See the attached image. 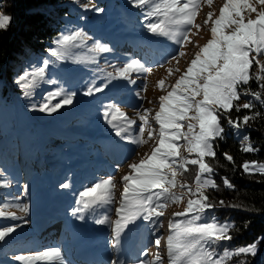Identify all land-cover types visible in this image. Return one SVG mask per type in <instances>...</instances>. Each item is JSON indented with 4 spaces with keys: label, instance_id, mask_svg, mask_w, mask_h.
Masks as SVG:
<instances>
[{
    "label": "rangeland",
    "instance_id": "1",
    "mask_svg": "<svg viewBox=\"0 0 264 264\" xmlns=\"http://www.w3.org/2000/svg\"><path fill=\"white\" fill-rule=\"evenodd\" d=\"M184 2L185 0H180L181 5ZM223 4L224 0H211V3L208 0L203 2L199 0L194 24H199L200 28L191 27L188 32L190 42L184 43V46L187 43L184 55H179L164 68H162L164 60L172 54V50L176 51L180 48L175 42L173 33L178 35V29L183 26L169 24L167 25L168 36L154 35L143 26L141 10L132 7L128 0H58L55 5L47 8V12L53 19L52 23L61 24L52 41L62 33L75 29H83L93 37V40L87 42L88 47L71 48L70 59L50 64L45 79L39 81L38 86L32 90L31 97L25 98L14 80L25 70L32 71L42 66L44 60H54L46 51L53 46L52 41H49L47 47L37 54L27 52L26 57L18 63L12 77L7 79L8 81L0 80V211L5 213V217L20 216L27 220V223H24L23 220L9 221L0 218V223L21 225L11 238L0 242V264H13V255H29L48 248L60 249L64 264H77L73 259L75 248L71 232L67 231L66 234L63 232L61 235L63 238H58L57 233L56 236L54 234L55 238H51L52 233L45 235L42 221L49 215L48 213H52V216L57 215L56 222L62 223L64 227L72 225L75 234L80 237L84 238L88 235L92 238L91 234L96 235L99 249L101 250L104 246L109 250V259L105 260L104 264H113L115 252L111 250V244L114 241L116 245L113 211L119 205L117 190L121 186L120 177L130 171L128 164L139 162L140 159L145 158V154H151L157 142H153L155 133L149 139L147 129L153 130L152 119L157 107L155 102L157 103L160 96L167 95L172 90L177 75L186 70L195 57V53L207 43L210 37L208 30L211 27V20L207 25L204 21L208 19L210 12L213 18ZM84 5L87 7L85 8ZM93 8L102 11H94ZM65 12H68V15H62ZM0 14H3L1 8ZM245 17L249 18L247 13ZM250 18H255V13H252ZM96 40L109 45L111 51L107 53L89 51ZM133 59L140 61L151 71L132 72L131 79L136 83L132 84L131 90H125L130 84L128 81L115 79L102 93H95L93 96L81 94L84 89L93 84L97 86L102 84L109 73L115 75L118 68H123ZM156 61L158 64H155ZM256 71L255 68L254 74ZM49 80H54L56 83L50 84ZM159 81L164 82L163 87H158ZM3 85H6L4 90ZM255 85L257 88L256 80ZM56 88L76 92L74 103L62 107L57 113L51 115L29 111L30 104H39L46 92ZM258 89L264 97V92ZM247 98L250 96H242L243 101L240 104L248 101ZM108 104L115 105L128 119L135 121L132 126L134 135L139 134L138 125L143 122L138 118L147 109L148 125L143 134V139L147 142L136 145L116 137L101 115ZM193 114L189 113V115ZM136 117L138 118L135 119ZM259 118L256 116L252 120L253 126ZM183 122L182 130L186 133L188 128L185 122L188 120L181 123ZM190 122L197 123L194 120ZM250 123L248 127L251 126ZM182 143L185 144V141ZM117 151L119 158L115 157L116 153L113 154ZM180 152L185 160L196 158L195 153H189L183 145L180 146ZM186 152L188 155L184 157ZM190 165L192 164L187 165V171ZM192 166L199 170L198 165ZM44 170L50 172L47 178L45 175L42 177L39 175ZM185 172L183 169L178 170L177 187L170 191L181 199L178 202L167 201L163 208L164 214L159 218L163 227L156 228L141 217L128 224L119 233V244H121L116 251L126 239L136 235L137 239L130 245L142 243L139 251L147 253L143 258H138L137 254L131 255L128 252L130 249H126L118 259L123 264L125 262L138 264V261L142 259L152 260L153 254L157 251L161 254L159 264H168L165 247L169 235L167 224L173 219V213L183 211L189 198L187 191L181 189L179 185L187 183L192 190L197 185L196 174L191 184L186 180ZM109 176H114L117 183V187L112 189V203L97 205L87 210L83 213L84 220H78L71 215L72 209L76 206L77 193L85 186H91L94 182L107 179ZM62 183H69L71 187L62 189L60 187ZM25 185L28 186L27 195L23 194ZM15 197L20 199L15 200ZM18 204H27V213L17 207ZM211 215L208 211L202 222H211ZM105 216L109 217L108 222L103 225L95 223L96 219H102ZM157 234L162 239L160 245L162 247L158 250L154 239L145 243ZM35 264H47V262L37 261Z\"/></svg>",
    "mask_w": 264,
    "mask_h": 264
},
{
    "label": "snow or ice",
    "instance_id": "2",
    "mask_svg": "<svg viewBox=\"0 0 264 264\" xmlns=\"http://www.w3.org/2000/svg\"><path fill=\"white\" fill-rule=\"evenodd\" d=\"M129 4L141 10L143 15V26L145 29L157 36H168L167 25L173 24L183 26L178 29L179 34L173 33L175 42L183 48L185 41H189L188 32L191 27L200 28L199 24H194L196 12L199 7V0H185L181 5L180 0H128ZM211 3V0H208ZM259 6V7H258ZM86 8L87 5H84ZM94 11H102L93 8ZM245 13L249 18L245 17ZM255 13V18H250ZM213 14L208 13V19L204 21L207 25L211 20V39L207 41L195 57L191 60L186 70L176 80L172 90L159 97V111L155 113L153 119L159 125V138L152 148L151 154H145V158L139 162L128 164L130 171L120 177L123 183V191L119 194V207L116 208V215L121 219L114 222L116 246L119 244V233L141 218L148 221L156 228L163 227L160 217L163 216V208L167 201L178 202L181 197L171 192L177 187L176 177L178 170L187 171V165H198L196 173L197 188L195 191L187 183H181L179 187L187 191L189 198L183 211L173 213V219L168 221L167 228L169 235L166 240L168 264H226V261L233 256L257 255L258 243L264 240L259 237L246 246L237 248H224L222 253H218L216 246L222 241H231V225L227 222L218 223L215 217L211 222L204 221L205 214L210 210H215L218 206L224 207L225 202L218 204L209 202V197L204 194L205 188H216L217 184L211 178L214 169L206 162V157H215L214 141L223 138L224 128L222 121L226 120L229 127L239 130L242 126H247L251 119L259 116L244 115L233 118V109L237 113L241 109L251 110L254 107V100L264 103L261 92L252 91L250 88L244 92L238 91L241 85H248L253 78L258 87L264 92V0H224L223 6L219 10V15L213 19ZM155 17V20L153 18ZM11 16L0 14V30H6L11 22ZM93 40L83 29H75L62 33L52 41V47L46 49L54 60H44L42 66L34 68L32 71L25 70L23 74L17 76L14 83L21 90L25 97L33 95V89L38 86L39 81L44 80L50 64L63 62L71 57V48L88 47V41ZM190 42V41H189ZM89 51L107 53L111 51L109 45L94 41ZM179 55H184L179 52ZM175 59V56L172 57ZM78 63V61H75ZM257 71L253 75L252 68ZM150 68L145 67L138 60H131L123 68H118L116 74H108L107 79L100 85L93 84L81 93L85 96H93L95 93H102L112 80H126L130 84L136 81L131 79L132 72H149ZM48 83L55 84L56 81L49 80ZM164 82L159 81L158 87H163ZM76 92L66 91L63 88H56L43 95L39 104L32 103L29 111L51 115L57 113L62 107L74 103ZM242 96H250L243 104L235 103ZM201 97V99H196ZM55 101V102H54ZM194 113L189 115V113ZM148 110H144V115H140L143 122L139 126V134L134 135L132 126L135 121L119 111L113 104H108L102 112V118L113 130L116 137L130 144H144L143 134L148 125ZM139 115V113H138ZM196 121V124L188 123V131L182 132L184 127L182 121ZM194 129H198L194 131ZM149 139L153 137L154 130L147 129ZM185 141L186 151L195 153L196 158L185 160L179 156L178 141ZM248 140L247 135L244 136ZM243 151H257L251 144L242 149ZM225 158L232 162L233 158L227 153ZM245 173L260 172L264 174V164L245 161L242 165ZM223 183L227 188L234 185L225 177ZM62 189L70 188L69 183H62ZM117 187L114 176L94 182L91 186H85L77 193L75 207L71 215L78 220H84L87 210L97 205L112 203V189ZM28 186H24L23 194L27 195ZM19 200V197H15ZM236 207L235 205H228ZM22 211L27 213V204H18ZM155 217V219H154ZM179 217V219H177ZM0 218L9 221L23 220L24 217H5V213L0 211ZM109 217L96 219L97 225L108 222ZM21 225L0 223V242L6 241L19 229ZM155 234V233H154ZM155 246L159 249L162 239L156 237ZM146 256V252L141 253ZM152 260L142 259L138 264H159L161 257L159 252L153 254ZM13 264H35L37 261H44L47 264H64V257L58 248H48L37 251L29 255H13ZM113 264H123L117 260ZM240 264H247L242 260Z\"/></svg>",
    "mask_w": 264,
    "mask_h": 264
},
{
    "label": "trees",
    "instance_id": "3",
    "mask_svg": "<svg viewBox=\"0 0 264 264\" xmlns=\"http://www.w3.org/2000/svg\"><path fill=\"white\" fill-rule=\"evenodd\" d=\"M56 2L58 0H0L2 13L12 18L8 28L0 30V80L12 77L27 52L37 54L52 41L61 24L52 23L53 19L47 8ZM62 15H68V12ZM174 51L172 50V54ZM252 83L250 80L248 85H241L240 88H251ZM5 87L6 85H3L2 89ZM255 113H260V118L254 126L252 120L255 118L249 121L251 126L248 135L257 151H243L225 128L223 138H217L213 142L216 156L205 158L214 169L211 178L217 187L205 189L204 194L209 197L211 203L218 204L221 200L225 202L224 207L218 206L215 210H210L211 216H214L216 221H227L231 225L232 240L220 242L216 246L218 253H222L224 248L246 246L257 241L259 237H264V174L258 171L245 173L242 168L245 161L264 164V108L254 106L251 110L241 109L239 113L233 109L231 115L236 118L244 115L254 116ZM225 153L233 158L232 162L225 158ZM188 169L184 176L192 184L197 169L192 165ZM49 174V170L39 173L40 177L45 175L46 178ZM225 177L234 185L233 188L224 185ZM242 260L247 261V264H264V240L259 241L255 257L250 254L233 256L226 264H240Z\"/></svg>",
    "mask_w": 264,
    "mask_h": 264
},
{
    "label": "bare ground",
    "instance_id": "4",
    "mask_svg": "<svg viewBox=\"0 0 264 264\" xmlns=\"http://www.w3.org/2000/svg\"><path fill=\"white\" fill-rule=\"evenodd\" d=\"M222 6H220L219 7V10H220V8H221ZM219 10H218V12H217V14H215L214 15V17H213V19H215L218 15H219ZM210 29H211V27L209 28V30H208V33H209V35H210V37H208V40L209 39H211V31H210ZM185 50V49H184ZM184 50H181V51H179V52H184ZM178 52V53H179ZM178 53H176L175 54V59H176V57H178L179 56V54ZM262 58L264 59V56H262ZM261 59V58H260ZM174 59L172 58V59H170V60H168L165 64H164V66L162 67V68H164V67H168L169 66V64H171V62L173 61ZM255 66H253V69H252V73H253V75H254V70H255ZM182 73H180L179 75H177L178 77H177V79L180 77V75H181ZM252 81L254 82V84H253V88H251V90L252 91H255V92H260L259 91V87H257L256 88V85H255V79L253 78L252 79ZM175 84V82H173V85ZM246 89H249V88H245V87H243V88H241L240 89V92H242V91H245ZM261 95H262V93H261ZM248 97V96H247ZM248 100L249 99H253L252 97H250V98H247ZM262 99H264V97H263V95H262ZM243 100H242V97H241V99L239 100V101H236V103H241ZM247 102V101H246ZM254 102V106L255 107H260V108H264V103H261L260 101H253ZM158 103V104H157ZM157 103L155 102V104L157 105V107H156V112L157 111H159V98H158V101H157ZM142 115H144V114H142ZM155 116V114H153V117ZM138 121H140V120H138ZM186 123V125L188 124V123H193V122H190V121H188V122H185ZM142 123H140L138 126H140ZM183 124H184V122H183ZM194 124V123H193ZM224 124H225V128L228 130V132L231 134V136H232V139L234 140V141H236V143L241 147V149H243L244 147H247L249 144H251L252 146H253V142L250 140V139H248V140H245L244 139V136L245 135H247L248 137H249V135H248V130H249V127H247V126H242L241 127V129L239 130V133H237V130H235V129H233V128H231V127H229L228 126V124H227V121L225 120L224 121ZM251 124V123H250ZM152 127H153V130H154V133H155V136L153 137V142H158V138H159V125L158 124H156V122H155V120L154 119H152ZM198 130V129H197ZM181 131L182 132H184L182 129H181ZM184 140L181 138L179 141H178V144L181 146V145H183L184 147H185V144H183L182 142H183ZM249 152H251V151H249ZM252 152H254V151H252ZM116 153V155H115V157L116 158H119L118 156H119V154H118V152H114L113 154H115ZM178 153H179V156L177 157V159L179 160V158L180 157H183V156H181V152H180V147H178ZM187 152L184 154V157H187ZM194 156H196V155H194ZM124 175V174H123ZM122 175V176H123ZM196 188H197V185H196ZM196 188H193V191H195L196 190ZM123 191V183L121 182V186L118 188V190H117V193H118V195L121 193ZM203 191H204V189H203ZM119 202V201H118ZM117 207H119V205L117 206ZM116 207V208H117ZM116 208L114 209V211H113V220H114V222H116V221H118V220H120L121 218L120 217H118L117 215H116ZM49 215L48 216H45L44 217V219H43V221H42V224H43V226L45 225V224H47V223H52L53 221H56V220H58V219H56V216L57 215H54V216H52V213H48ZM154 219H155V217H154ZM42 226V227H43ZM114 227H116V225H115V223H114V225H113ZM67 231H69V232H71L72 233V236H73V243H74V245H73V247L75 248V251H74V254H73V259H74V261L77 263V264H89V263H92V264H102L103 263V261H105L106 259H107V257H109L104 251H103V249H99V247L98 246H95L94 245V243H93V239H91V238H89L88 237V235L86 236L85 235V237L83 238V237H80V236H78V235H76L75 234V229H74V227H72V225H68V227H64L63 226V232H64V234H66L67 233ZM116 235V234H115ZM160 236V235H159ZM158 236V234L157 235H155V237H152L151 239L149 238L147 241H145V243H147L148 241H153V239L155 240V238L156 237H159ZM132 238V237H131ZM131 238H129V239H126L125 240V243L123 244V246L124 245H130L131 244V242H133V241H135V237H133V240L131 241ZM121 244V243H120ZM120 244H118V245H120ZM141 245H142V243H139V242H137V243H135V244H133L132 245V247L131 248H128V249H130V251H128L129 252V254H131V255H135V254H137V257L138 258H143L144 256H142V254H141V252L139 251V249H140V247H141ZM111 246H113V248L111 249L113 252H115V261H117L118 259H119V257H120V255L121 254H123L124 253V251L126 250V249H123L122 250V248L120 249V250H117L116 251V245H115V243H114V241H113V243L111 244ZM165 246V245H164ZM156 247V246H155ZM162 247V246H161ZM161 247H159V249L161 248ZM166 247V246H165ZM156 249H157V247H156ZM158 250V249H157ZM109 251V250H108ZM107 251V252H108ZM160 253V252H159ZM161 255V254H160ZM129 263H131V262H125L124 264H129ZM132 264V263H131Z\"/></svg>",
    "mask_w": 264,
    "mask_h": 264
},
{
    "label": "built area",
    "instance_id": "5",
    "mask_svg": "<svg viewBox=\"0 0 264 264\" xmlns=\"http://www.w3.org/2000/svg\"><path fill=\"white\" fill-rule=\"evenodd\" d=\"M247 127H248V125H247Z\"/></svg>",
    "mask_w": 264,
    "mask_h": 264
}]
</instances>
